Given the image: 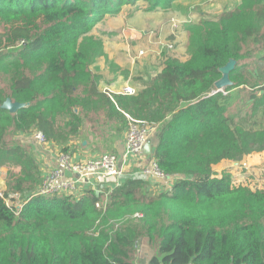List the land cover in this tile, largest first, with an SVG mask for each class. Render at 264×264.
<instances>
[{"label": "trees", "instance_id": "obj_1", "mask_svg": "<svg viewBox=\"0 0 264 264\" xmlns=\"http://www.w3.org/2000/svg\"><path fill=\"white\" fill-rule=\"evenodd\" d=\"M139 1L173 0H0V50L14 47L0 55V166L20 169L13 193L27 198L16 215L5 201L10 191L0 195V264H132L140 238L157 245L150 264H264V190L214 171L264 151V0L190 22L187 61L167 60L135 96H111L99 90L92 65L104 50L89 34ZM231 59L233 86L214 92ZM9 97L25 107L3 109ZM125 113L162 122L154 158L175 176L171 190L151 193L149 181L130 178L106 204L94 189L78 200L25 191L41 170L28 146L8 140L12 129L40 130L64 145L86 117L121 122Z\"/></svg>", "mask_w": 264, "mask_h": 264}, {"label": "crops", "instance_id": "obj_2", "mask_svg": "<svg viewBox=\"0 0 264 264\" xmlns=\"http://www.w3.org/2000/svg\"><path fill=\"white\" fill-rule=\"evenodd\" d=\"M135 30L136 29H131L130 27L125 28V30L123 29L122 31L124 34L116 36L114 39H106L105 35L101 36L104 40V54L96 59L92 66V70L100 76L99 90L106 92L108 95L124 94L123 88L128 84L134 85L139 93L144 87V84L160 73L165 66V64H162L159 70L156 71L155 69L158 68L155 66L156 62H161L163 60L165 62L170 59L169 57L164 59L159 58V60L157 58V55L164 49L158 41L162 40L166 42L161 36L150 37L146 35L147 31L145 30H136L138 33L131 34V32H135ZM141 31H143L144 34H141ZM133 35L134 38L132 37ZM134 42L136 43L134 44ZM142 48L148 50L146 56L137 57L138 50ZM176 59L182 62L188 60L182 58L180 55H177ZM35 131L36 130L25 133L17 132L14 138L24 146L31 144V150L37 152L36 155L38 159L41 160L39 167L43 173V177L50 170L60 167L59 154L64 150V147L68 148V151H64L70 152L73 155L74 161H85L90 157L98 156L106 152L122 155L125 148L126 128L123 127L117 119H111L109 117L103 118L101 128L97 131V135L90 133L94 135H88L86 138L84 137V139L82 137L73 138V136H71L64 145L56 143L55 141H48L44 148L39 150H37L35 146ZM157 138L158 137H155L152 140L154 147ZM145 164L146 159L138 160L134 158L130 161L129 170L130 172H134L142 168ZM0 168L6 173H9L11 177L20 172V169H8L7 167L1 166ZM66 173L69 176L75 177L74 174L68 171ZM115 181L113 177L97 175L89 180H81L79 188L82 191L94 189L96 187L109 190L116 187ZM160 186L157 183H150L149 191L151 193L160 192ZM0 191H7V183L3 177H0ZM24 200H27V198ZM156 253V244L150 243L145 238H140L135 243L132 250L130 262L132 264H150V260Z\"/></svg>", "mask_w": 264, "mask_h": 264}, {"label": "rangeland", "instance_id": "obj_3", "mask_svg": "<svg viewBox=\"0 0 264 264\" xmlns=\"http://www.w3.org/2000/svg\"><path fill=\"white\" fill-rule=\"evenodd\" d=\"M242 1L243 0H173L170 5L166 2H162L158 6H152L146 1H139L134 5L124 4L119 12L113 15L105 16L102 21L94 26L89 36H92L96 40L100 41L104 50V40L101 38V36L105 35L106 39H114L116 36H121L124 34L122 32L123 29L125 30V28L128 27L136 30H145L147 31L146 35H149L151 32H155L157 33V37L161 36L166 42H176V49L174 51L169 52L166 48H164L160 54H156L158 60L159 58L164 59L166 57H169L170 59H176L177 55H180L184 59H189L190 51L187 47L188 33L185 30L187 24L190 22L198 23L203 18L218 19L223 14L231 13L242 3ZM172 19H175V21H172ZM175 23H177V26L173 27ZM136 30L135 32H128L135 34L138 33ZM3 31L4 27L0 24V32ZM141 34H144L143 31H141ZM132 37L134 38V35ZM135 43L136 42H134V44ZM13 48L14 47L7 50H0V55H2L4 52H10L14 50ZM159 62H156L155 64L156 68L158 67L155 69L156 71L159 70L162 64H165L164 60L160 63ZM6 85L7 83L5 77L0 75V87H6ZM125 117V121H119V123L127 129L128 117L126 116V113ZM100 118L101 117L97 116L93 117L92 119L86 117L85 123L80 128V132L73 135V138L82 137L84 139V137L86 138L88 135H97V131L101 128ZM59 120L62 123H65L69 120V117H61ZM151 122L158 124L159 130L161 129L162 122ZM14 132L15 130L12 129L9 133L8 140L10 142H15L14 135L16 133ZM28 146L31 150V144H28ZM31 151L34 154L37 163L40 165L41 160L38 159V156L36 155L37 152L34 150ZM214 171L219 176L223 174H230L235 186H243L254 192L259 190L263 191L264 151L253 152L238 160H223L214 166ZM0 177H3L4 180H6L7 190L10 191L7 197H9L11 194H14L13 187L15 179L11 177L9 173H6L2 168H0ZM42 178L43 173L41 172L39 180L32 185H27L25 191L30 192L34 189L36 190L40 185ZM2 192L4 193V191ZM25 198L26 196L21 194L20 196L11 199L14 204L19 205ZM131 216H135V214ZM109 223L117 227L119 221L110 220Z\"/></svg>", "mask_w": 264, "mask_h": 264}, {"label": "built area", "instance_id": "obj_4", "mask_svg": "<svg viewBox=\"0 0 264 264\" xmlns=\"http://www.w3.org/2000/svg\"><path fill=\"white\" fill-rule=\"evenodd\" d=\"M172 21H175V19H172ZM176 26L177 23H175L173 27ZM149 36H157V33L151 32ZM158 43L169 52L176 49V42H163L162 40H159ZM147 51L146 48L139 49L137 57L146 56ZM123 93L135 96L138 94V90L134 85L128 84L123 88ZM126 116L128 117V127L126 129L125 148L122 155L113 152H106L98 156L90 157L85 161H74L73 155L70 152L62 150L59 154L60 167L50 170L43 177L42 182L35 191V195L45 197L64 194L74 195L75 199L78 200L83 195V191L79 188L80 181L83 179L89 180L97 175L113 177L116 180V186L122 184L127 179L136 178L147 180L153 184L157 183L159 186L161 185L160 191L171 190L174 185L175 176L167 174L160 167L158 161L154 158V145L153 153L151 155L144 153L145 145L158 136V124L147 120L136 119L128 113H126ZM34 140L37 150L44 148L48 143L45 134L40 130L34 132ZM134 158L138 160L146 159V164L139 170L130 172V161ZM67 171L74 174L75 177L67 175ZM94 190L97 193L104 192V200L106 204L110 200L111 191L113 189L103 190L96 187ZM0 195L4 196V193L0 191ZM20 195L21 194L14 193L5 198L7 205L16 215L20 214L26 200H23L21 204L16 205L11 198H16ZM97 206L100 207L101 203H97ZM136 216L140 217L141 215L137 213Z\"/></svg>", "mask_w": 264, "mask_h": 264}, {"label": "water", "instance_id": "obj_5", "mask_svg": "<svg viewBox=\"0 0 264 264\" xmlns=\"http://www.w3.org/2000/svg\"><path fill=\"white\" fill-rule=\"evenodd\" d=\"M237 61L235 59H231L225 66L220 68V72L222 73L221 79H219L216 83V90L214 92L224 91L227 87L233 86V82L230 79V73L235 69ZM25 107L24 103L13 101L12 98H7L3 103L2 108L10 111L11 113H16L20 109ZM144 153L151 155L153 153V142L149 141L144 147Z\"/></svg>", "mask_w": 264, "mask_h": 264}]
</instances>
